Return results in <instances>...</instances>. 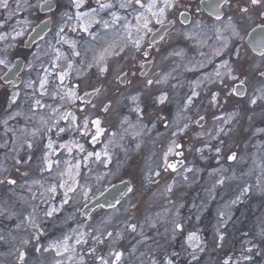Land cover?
I'll return each instance as SVG.
<instances>
[{
	"label": "rangeland",
	"instance_id": "obj_1",
	"mask_svg": "<svg viewBox=\"0 0 264 264\" xmlns=\"http://www.w3.org/2000/svg\"><path fill=\"white\" fill-rule=\"evenodd\" d=\"M66 1L55 0V8L45 12L40 9L43 0H9L8 11L0 8V17L5 18L0 20V34H7L5 40H0V57L9 62L7 68L0 66V126L5 127L3 137L0 136V145L4 147L0 154V179L16 180L15 185L0 184V236L4 237L0 240V264H20L17 249L26 253L24 264H56L57 260L62 264H79V255L69 260L70 253L57 255L55 250H44L66 236L71 238L69 247L84 256V264H100L96 258L99 256L111 261L109 254L113 251L124 254L119 264H152L153 260L157 264H166L168 257L173 259V264H224L228 258H231L230 264H264V131H258L264 129V99L259 98L264 95V88L262 92L255 89L261 83V77L249 47L246 45L241 58L244 65L240 69L239 63L230 62L233 68L240 70L241 79L247 77L249 88L243 99L236 100L228 93L229 97L224 100L220 96L223 84L215 77L217 70L224 71L219 69L225 59L223 56L216 58L213 55L206 62H200L198 67L192 65L194 60L177 59L162 74L168 58L160 57L149 72L142 75L144 62L148 60L144 52L149 45V35L159 24L152 21V32L145 36L140 50L132 46L128 30L134 39L137 36L136 15L146 7L140 8L133 3L132 7L120 8L123 0H103L113 7L101 14L97 1L89 0L88 8L95 7L97 19L107 20L111 27L93 24L85 33L79 28L72 30L78 24L76 19L64 21ZM142 2L146 6L150 0ZM9 11L15 13L10 19ZM20 11L31 18V23L25 29V35L13 38L14 30H19L21 25ZM112 13L121 17L119 23H113ZM145 15L149 13L145 12ZM47 18L51 20L49 31L31 47H26L25 41L35 26ZM128 21L130 28L126 27ZM61 27L65 30L57 35ZM139 34L144 35V32ZM61 36L75 41V50L69 43L58 44ZM118 45L124 50L129 49V64L122 68L132 82L128 85L117 81L116 74L101 73L97 63L103 54L104 63L109 64L116 57L112 52L119 50ZM54 48L60 49L59 60H56ZM75 52L80 55L76 56ZM16 59L23 60V67L17 74L18 83L14 84L12 79L5 81L3 76L15 65ZM69 63L73 65L70 76L64 81L65 86L58 87V73L67 70ZM210 64L211 67L206 68ZM86 65L92 67L86 68ZM203 65V73L199 71L192 76L189 85L184 74ZM177 66L179 70L181 67L180 71H176ZM46 72H50V77L47 94L42 95L38 82ZM170 73L172 76L167 78ZM147 79L160 83L146 86ZM223 79L233 83L228 77ZM30 82H35L31 88ZM74 85H79L77 91L82 97L93 87L101 88V93L92 95L90 101L85 98L81 101L60 99V95ZM184 85L192 88L189 97L193 91L199 95L192 97L188 107L180 109L175 107L172 94L176 87ZM156 88L159 90L154 98L158 103L148 106L146 95H152ZM216 88L219 96L213 102ZM14 91L19 93L15 102L12 100ZM58 91L60 95H54ZM136 94H139V100L134 104L128 97ZM161 95L167 96L163 103L159 100ZM253 98H257L255 104L251 103ZM36 99L44 107H36ZM108 101L112 102L111 107L104 112L103 104ZM137 106L143 110L142 116L134 111ZM53 108L59 109L60 115L71 112L77 120L59 119ZM85 116L89 121L97 117L102 121L105 132L96 142L91 139L95 134L91 123L87 135L83 128L74 126L82 124ZM201 117L204 123L199 125L197 121ZM41 118L48 123L42 124ZM53 121H58V127H52ZM185 123L189 127L174 139L172 133ZM48 127H51L50 132L45 131ZM58 128L65 131L58 132ZM221 128L223 132L218 131ZM33 129L40 130L36 136L31 135ZM60 134L61 140L57 138ZM47 136L57 144L53 155L45 147ZM26 140L32 143L31 148L25 144ZM173 140L181 147L174 148L165 159L164 154ZM65 141L74 143L70 146L71 152L60 147ZM76 144H82L85 151L80 152ZM105 148L110 161L103 156ZM89 152H100L101 160L94 157L84 160ZM177 152L183 155H176ZM45 154L53 162L50 170ZM232 154L236 155L235 160L229 159ZM17 159L21 163L17 164ZM80 160H84V165L76 175L74 165ZM178 161L183 163L175 170L167 167L170 162L177 164ZM69 167H72L70 174L79 186L75 193H69L71 199L64 203L66 188L59 184L66 178ZM125 180L131 182L133 188L120 202L109 208L98 206L84 215L85 204L95 200L111 185ZM72 183L73 180L67 182ZM53 186L55 193L49 191ZM84 191L88 192L87 197L83 196ZM53 209V215H45ZM121 213L127 214V222L124 218L108 221L109 215L116 218ZM29 216L40 225L38 241L32 239L36 233L28 223ZM178 223L182 229L175 228ZM133 224L135 231L130 227ZM109 232L111 237L107 236ZM192 232L199 235L204 247L203 252L197 251L196 260L191 257L192 249L187 242V236ZM81 233L88 243L77 245L75 240ZM220 234L224 235L222 242L218 239ZM93 237L104 242L98 244ZM22 239H28L30 243L22 246ZM90 247L96 249L94 255L88 252ZM248 248L252 251L248 252ZM173 253L177 255L173 256ZM246 255L251 256V260H244Z\"/></svg>",
	"mask_w": 264,
	"mask_h": 264
},
{
	"label": "snow or ice",
	"instance_id": "obj_2",
	"mask_svg": "<svg viewBox=\"0 0 264 264\" xmlns=\"http://www.w3.org/2000/svg\"><path fill=\"white\" fill-rule=\"evenodd\" d=\"M204 0H201V3H203ZM86 3V0H72V5L76 8V9H81L84 4ZM133 3L135 5H139L140 8H145L147 12L149 13L148 16L144 15L143 13H141L140 15H138L136 17V20L138 21V24L136 25V32H137V36L133 39L132 38V33L130 30H128V36L129 39L131 41L132 46L137 49L140 50L141 46H142V41L145 39V36L152 32V28L150 27V24H152V21L155 20L156 24L159 25H165V24H170V25H174L177 21L176 20H171L169 19L170 15H177L180 18V22L181 24L183 23H188L189 25L192 26L193 29H199L200 31L204 30V25H202V23L200 21H191L189 20V17L192 15L191 11L189 10V6L186 3H182V0H150V2L147 4V6H145V4L142 2V0H123V2L120 3L119 7L120 8H128V7H132ZM98 4H99V8L100 9H110L113 7L112 4L110 3H100L98 0ZM249 4L251 6H256V5H261L264 4V0H243V3L240 2V0H237V3L235 5H233V0H209L208 3V9H209V16L211 18V23L210 25H208L207 27L209 28V30H211L214 35L217 37V40L220 43V47H218L217 49H215L213 55L215 56H220L222 55L229 47L230 43L232 42V38L235 37L239 40L243 39V36L241 35V31L240 29L237 27L236 24H234L233 22V16L229 15L228 13L231 12V10L233 9V7H236L239 9L240 14L244 15L249 13L250 11V7ZM43 6H47L49 8V10H51V5L48 4V0H44V5ZM17 7H19V4H17ZM0 8H3L4 10L8 11L9 10V0H0ZM153 9H155V11H153ZM183 9V10H181ZM197 12H203L204 10L202 8H197L196 9ZM15 13L12 11H9V19L12 17V15H14ZM75 18L78 21L77 26L73 27V31H76L77 28L82 29L83 32L88 33L90 30V27L93 24H102L105 28L111 27V25L109 24V22L107 20H103V19H97V9L96 8H91L89 9L87 12H80L77 11L75 14ZM73 17L72 16H68L67 19L71 20ZM121 17H119L118 15H116V13H112V21L113 23H119ZM2 26V25H0ZM64 27H61L59 29V33H57V35H60L61 33L64 32ZM143 31L144 35H140L139 33ZM14 37H21L23 35H25V30L24 28H20L19 30H14ZM183 35L188 36V38H192L191 33L188 31H182ZM7 37V34H0V40H5ZM61 41H63V43H70L71 47L73 50H75L76 48V43L75 41H68V40H64L63 36L60 37ZM161 39H164V37H161ZM59 43V41H58ZM151 46V45H149ZM256 47L259 49V57L261 59V65L260 67L264 68V38H262L260 40V42L256 45ZM117 48L119 49L118 51H113L112 55H119L120 52L124 51V47L121 46H117ZM54 51L57 53L56 55V60H59L61 57V53H60V49L59 48H54ZM108 49H105V52H107ZM236 56L239 57L240 56V52L239 50H237L235 52ZM76 56H79L80 53L79 52H75ZM144 55H148L147 51L144 52ZM177 55H179V53H177ZM201 55H204V53H201ZM104 55L101 54L100 56V60L97 62L98 65L100 66V72L101 73H107L109 72V67L106 63H104ZM8 61L3 58L0 57V66H4L5 68L8 67ZM32 65H29V68H31ZM43 67V66H42ZM86 68H90L92 67V65H86L84 66ZM73 68V65L71 63H69L67 65V70H61L58 73V80L60 81V85L58 87H63L64 85V81L69 78L70 76V71ZM219 69H223L224 71L221 72L220 70H217L215 72V77L220 81L221 84H224L225 81L223 79V77H228L231 81L236 82L238 81V83H234L233 86L230 88V92L229 94L235 93L237 95H244V93L242 91H239L238 89H240L242 86L245 85V80L247 79L245 77V79H241L239 75H237V70L235 68L232 67L231 63L227 60H224L221 62V64L219 65ZM11 69H9L10 71ZM5 75H7V73H5ZM259 75L261 77H264V70H260L259 71ZM116 80L119 81L122 84H131L132 82L128 79V74L123 72V69H117L116 70ZM49 81V74L44 75V77L42 79L39 80V89L41 90V94H47V84ZM160 83L159 80H152V79H147L145 81L146 86H150L153 83ZM210 82L215 83V81L210 80ZM35 82H30L29 83V87H33V84ZM197 86L199 87V84H197ZM79 89V85H74L72 87H69L67 89V91L63 94L60 95L59 91L54 93V95H60V99H70L72 101H81L83 100L84 97L80 96L78 94V90ZM101 93V88L99 87H93L92 88V92L85 93V96L87 95H91V94H97L99 95ZM199 93L196 91L192 92V95L190 97H188L187 103L190 104L192 102V97L193 96H198ZM219 96V93H214L212 95V101L216 102L217 101V97ZM19 98V93H16L13 95L12 100L13 102H15L16 99ZM259 98L264 99V95H261ZM129 100H131L134 104L139 100V94L136 95H131L128 97ZM167 99L166 95H161V97L159 98L160 102L163 103L165 100ZM257 102V98H253L251 100L252 104H255ZM111 101H108V103H104L103 104V111L104 112H108L110 107H111ZM34 105L36 107H44V105L41 104V101L39 99L34 100ZM92 107H95V105H92ZM52 111L54 113H56L57 115H59V119L62 120H68L71 119V121L75 122L77 120V117L75 115H73L71 112H65L63 115L59 114V109H55L53 108ZM134 111L138 114H140L141 116L143 115V110L137 106ZM127 117L124 118L125 122H127ZM200 119H203V117H201ZM199 121H197L198 123ZM5 124H7V121H4ZM41 123L42 124H47V121H44L43 118H41ZM89 123H91L92 126H94L95 128V134L92 135L91 139L93 142H96L98 137L101 136L104 132L105 129L103 127H101L102 121L99 117H97L95 120L89 121V118L87 116H85L83 118L82 124H74L75 127L77 128H83L84 130V134L87 135L88 134V128H89ZM52 127H58V121H53L52 122ZM189 127V125L187 123H185L182 127H177L176 131L172 133L173 136H176L177 133H183L187 128ZM39 129H33L31 135L32 136H36L39 133ZM45 131L50 132L51 131V127H48L45 129ZM65 129L64 128H58V132H64ZM219 132H223V129H219ZM258 131H264V129H260ZM25 144L27 145L28 148L32 147V143L30 141H25ZM24 145H21V147H23ZM80 152H84V146L82 144H76L75 145ZM60 147H64L67 149L68 152L72 151V148L68 145H61ZM181 145L177 144L175 140L172 141V146H170L167 149V152L164 154L165 159L167 158V155L171 152L174 151V148H180ZM137 148H139V145H137ZM47 149L51 150V151H55L54 149V145L52 140L49 138L48 143H47ZM216 151L219 153L220 149L217 148ZM176 155H180L182 156L183 153L182 152H177ZM48 154H45L44 159L47 162V168L50 170L52 168L53 162L51 160L47 159ZM103 156L105 158H107L108 161H110V156L109 153L107 151V148H105ZM95 158L96 160H101V153L100 152H89L87 153L85 160H88L90 158ZM30 159V158H29ZM229 159L235 160L236 159V155L232 154ZM16 163L19 164L21 163V161L19 159L16 160ZM55 163H59V161H56ZM168 168H171L173 170L176 169L177 165L176 164H168L167 165ZM74 168L76 169V175H79V168H80V164L77 163L74 165ZM17 171H19V169H17ZM25 175H27V173H25ZM156 175H159V173L157 172ZM4 183H8L11 185H15L16 184V180L14 179H8V178H4V179H0V184H4ZM220 183H223V181H220ZM79 186V182L75 179H73V183L71 185L65 183H61L59 184V187L61 188H66V191L64 193L65 196V200L64 203H67L69 199H71V197L69 196V193H75L77 190V187ZM49 191L51 193H55L56 191V187L53 186L49 189ZM129 191H131V189H129ZM169 191H171V188H169ZM83 196L87 197L88 192L84 191ZM35 210L33 209V212ZM55 211V209H53L52 211H47L45 212L46 216H51L53 215V212ZM223 215V213L221 214ZM28 223L31 224V227L35 230V235H33L32 239L34 240H39V233H40V225L38 223L35 222L34 219H32L31 216H29L27 218ZM19 227V225L17 226ZM132 231L136 230V225H130ZM176 229H182V225L181 224H176L175 225ZM175 231V229H174ZM83 233L80 234V237L76 238L75 243L77 245L79 244H87L88 241L86 239H83ZM108 237L112 236V233L109 232L107 233ZM4 237L0 236V240H3ZM69 239H71L70 237H65L63 241H56L53 242L51 244H49L48 248L44 249L45 251H49V250H55L57 255H62L63 253H70V255L68 256L69 260H72L75 256L79 255V264H84V256L80 255L78 253H76L74 248H70L68 245V241ZM219 241H223L224 240V235L220 234L219 236ZM93 240H95L96 243L98 244H102L104 241L102 239H100L99 237H93ZM187 242L189 247L192 249V252L190 253L191 257L193 260L198 259L196 253L197 251L203 252L204 251V247H203V241L201 240V238L199 237V235L195 232L189 233L187 236ZM22 246H26L30 243V240L28 239H22L20 241ZM253 247H255V245H253ZM39 250V249H37ZM19 256L18 259L20 261V264H24V260H25V256L26 253L22 250V249H17ZM248 252L252 251V248H248L247 249ZM88 252L90 254H95L96 249L94 247H90L88 249ZM110 257L112 258L111 261L109 259H105L103 256H99L96 257L99 261L100 264H119V262L121 261L122 257H123V252L122 251H113L110 252ZM173 256L177 255L176 253L172 254ZM230 259L228 258L224 261V264H230ZM244 260H251V256H244L243 257ZM56 264H62L61 261L57 260ZM152 264H157V262L155 260L152 261ZM166 264H173V259L171 257H168L166 260ZM237 264H239V262H237Z\"/></svg>",
	"mask_w": 264,
	"mask_h": 264
},
{
	"label": "flooded vegetation",
	"instance_id": "obj_3",
	"mask_svg": "<svg viewBox=\"0 0 264 264\" xmlns=\"http://www.w3.org/2000/svg\"><path fill=\"white\" fill-rule=\"evenodd\" d=\"M241 3H243V0H240ZM182 3H186L189 6V10L191 11L192 15L189 17V20L195 22L200 21L202 25H204V30L200 31L199 29H193L191 25L188 23L181 24L180 18L177 15H170L169 19L176 20L177 22L174 25L165 24L166 30L163 34H161L160 38L157 41L151 42V34L149 35V45L146 46L145 51H147L148 55H145L148 60L144 62L151 63V66H154L155 62L157 60H160L161 58H168L167 62L164 63L163 69L161 71V74L163 71L166 70V72L169 69V66L173 65L174 62L177 61V59L183 62L186 61H193L194 66H199L200 62H206V60L211 58L213 56V50L220 47V43L217 40V37L214 35V33L209 30L207 27L211 23V18L209 16V9H208V3L209 0H204L203 3H201V0H182ZM237 3V0H233V5ZM250 11L247 14H240L239 9L236 7H233L229 15L233 16V22L237 25V27L241 31V35L243 36L242 40H239L235 37L232 38V42L230 43L228 49L220 56H216V58H219L223 56L224 60H227L231 63H239V69L244 65V62L241 61V58L245 54L244 51H246V45L247 44V37L250 33V31L255 27H263L264 26V4L251 6L249 4ZM197 8H202L203 12H197ZM183 10V9H181ZM159 26V25H158ZM182 31H188L191 33L192 38H188V36L183 35ZM161 37H164V39H161ZM239 50L240 56L237 57L235 52ZM251 55L255 57L256 62L258 63V70H256L258 73L260 70H264V68L260 67L261 65V59L259 55L255 54L251 50ZM179 53V55H177ZM201 53H204V55H201ZM215 56V55H214ZM213 56V57H214ZM150 66V68H152ZM144 67V65H143ZM211 64L208 65L206 68H210ZM149 68V70H150ZM145 69V67H144ZM143 69V71H144ZM205 69V66H201L197 68V70L190 71L184 74L185 79L188 80L189 85L192 76H195L199 71L200 73H203V70ZM149 70L144 74V76L149 72ZM181 70V67H180ZM179 67L177 66L176 71H180ZM237 75L240 76L238 73L240 70L236 68ZM196 72V73H194ZM172 74L170 73L167 78H170ZM180 77V76H179ZM261 77V76H260ZM247 78V77H246ZM242 79H245L242 78ZM247 79L245 80V87H244V93L247 92L249 88V83H246ZM258 82V81H256ZM258 85L255 86V89L258 92H262L264 88V77H261L259 80ZM263 82V83H262ZM234 83H238V81L229 83L227 80L222 85V96L225 100V97H229V91L230 86H233ZM168 84V83H167ZM179 84V83H178ZM189 85H184L181 88H175L174 95V101H175V107H179L180 109H183V107H188V93H191L192 88ZM190 87V88H189ZM180 89V91L178 90ZM148 90H150L148 88ZM155 91L152 93V95L149 93L147 94V105H157L158 100L157 98H154L156 94H158L159 88L154 89ZM240 91V89H238ZM215 93H218V88L214 91ZM232 95L235 97L236 100H240L244 98L243 96L237 95L235 93H232ZM227 101V100H226ZM191 104V103H190ZM225 105H223L224 107ZM154 107V106H152Z\"/></svg>",
	"mask_w": 264,
	"mask_h": 264
},
{
	"label": "water",
	"instance_id": "obj_4",
	"mask_svg": "<svg viewBox=\"0 0 264 264\" xmlns=\"http://www.w3.org/2000/svg\"><path fill=\"white\" fill-rule=\"evenodd\" d=\"M48 4L51 5V10L55 8L56 3L54 0H48ZM44 5V1L41 5V11L45 12V11H50L49 8L47 6H43ZM51 26V20L50 18L44 19L42 20L34 29V31L30 34L29 38L27 39V41H25V45L26 47H31L33 45V43H35L37 40L43 38L45 36V34L48 32V30L50 29ZM165 25H161L159 26V28L157 30H155L151 36V42L157 41L161 34L164 33V31L166 30ZM264 38V26L262 27H256L254 28L248 38H247V42L249 44V47L255 52V53H259V49L256 47V45L260 42V40ZM23 60L22 59H16L15 65L10 68L11 70L7 72V75L3 76V79L5 81H10L11 79L14 81L13 83L16 84L18 83L19 79L17 78V74L18 72L21 71L22 67H23ZM151 63H146L145 64V69L142 72V75H144L150 68ZM240 91H242L244 93V87L242 86L240 88ZM92 92V91H91ZM89 92V93H91ZM245 94V93H244ZM94 95H87L84 96V98L87 101H90V97ZM243 96V95H240ZM204 123L203 119H200L198 124L202 125ZM183 162L178 161L177 162V167L181 166ZM170 164H175L173 162H171ZM133 186L131 184V182L125 180V181H121L118 183H115L113 185H111L110 187H108L105 192L101 193L100 196L96 197L95 200H92L90 203L85 204V207L83 209V213L84 215L89 214L92 210H94L96 207L98 206H104L106 208L109 207H113L115 206L118 202H120L125 195L127 196L128 193H130L129 189L132 190Z\"/></svg>",
	"mask_w": 264,
	"mask_h": 264
},
{
	"label": "bare ground",
	"instance_id": "obj_5",
	"mask_svg": "<svg viewBox=\"0 0 264 264\" xmlns=\"http://www.w3.org/2000/svg\"><path fill=\"white\" fill-rule=\"evenodd\" d=\"M97 1V3H98V0H96ZM88 2H89V0H86V3L84 4V6L81 8V9H76L73 5H72V0H67L66 2H65V5H66V9H67V14H65L64 15V21L65 20H68L67 19V17L68 16H72L73 18L72 19H76L75 18V13L77 12V11H80V12H87L89 9H91V8H95V7H90V8H88L89 6L87 5L88 4ZM99 2L100 3H103V0H99ZM148 4V3H147ZM147 4H146V6H147ZM99 7V6H98ZM109 10L110 9H100L99 8V11H100V13L101 14H104V13H107V12H109ZM144 12V13H143ZM142 13L145 15V12H147V10H146V8H145V10L143 11ZM141 14V13H140ZM140 14H137L136 16H138V15H140ZM19 21L21 22V25H20V28H24V30L28 27V25L31 23V18L27 15H24V11H20L19 12ZM21 18V19H20ZM97 18V17H96ZM18 19V18H17ZM0 20H5V18L4 17H0ZM63 22V21H62ZM75 22L76 23H78V21L77 20H75ZM136 23H138V21L136 20ZM1 25V24H0ZM126 27L128 28H130L131 26H130V21H128L127 22V24H126ZM19 28V29H20ZM92 28V26L90 27V29ZM80 31L81 32H83L82 31V29H80ZM90 31V30H89ZM64 40H67V38L65 37L64 38ZM66 44V43H63V41H59V43L58 44ZM70 44V43H69ZM129 64V49L128 50H124V51H122L119 55H116V57L113 59V60H110V62H109V64H107L108 65V67H109V74H110V76H113V75H115L116 74V70L117 69H121V68H123V67H125V66H127ZM53 73V72H52ZM46 74V73H45ZM44 74V75H45ZM47 74H49V77H50V72H47ZM44 77V76H43ZM56 80H57V78H56ZM58 82V81H57ZM65 90V88H63V91ZM16 93H18V92H16V91H14L13 92V95L14 94H16ZM5 130V127H3V126H0V136H1V138L3 137V131ZM2 133V134H1ZM178 133H177V135L176 136H173L174 137V139H178L177 137H178ZM49 138H50V136L48 137H46V142H44L46 145H45V147H47V143H48V140H49ZM57 138H59L60 140L62 139L61 138V134L60 135H58L57 136ZM171 143V142H170ZM68 145V146H73L74 145V143H72V142H69V141H65V142H63V143H61V145ZM163 144V143H162ZM53 145H54V148H55V145L57 146V144H54V142H53ZM168 149V148H167ZM4 152V147H2V145H0V154H2ZM50 152V155H53L54 153H52V151L50 150L49 151ZM84 160H85V158H84ZM84 160H80V166L82 165H84L83 164V162H84ZM164 163V161H162L161 162V164H163ZM71 169H72V167H69L68 168V172H67V174H65L66 175V178L63 180V183H67V182H71L72 180H73V176L70 174V171H71ZM157 172V171H156ZM147 203V202H146ZM159 203V201L158 202H156V204H158ZM147 205V204H146ZM122 218H124L125 219V221L127 222V220L129 219V217H127V214L125 215V214H123V213H121V214H119L118 216H116V218L114 217V215L112 214V215H109L108 216V221H111V220H113L112 222H115V221H117V220H119V219H122ZM89 225H91V222H90V224ZM125 233H127V231L125 232ZM84 234V233H83ZM87 235V234H86ZM86 237V236H85ZM83 239H84V235H83Z\"/></svg>",
	"mask_w": 264,
	"mask_h": 264
}]
</instances>
